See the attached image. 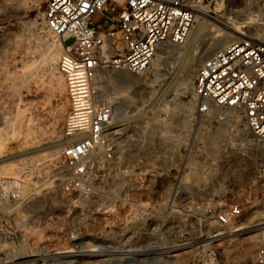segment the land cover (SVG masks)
Returning <instances> with one entry per match:
<instances>
[{
    "label": "built area",
    "instance_id": "1",
    "mask_svg": "<svg viewBox=\"0 0 264 264\" xmlns=\"http://www.w3.org/2000/svg\"><path fill=\"white\" fill-rule=\"evenodd\" d=\"M22 1L44 4V26L61 43L57 69L68 108L56 161L66 173L63 194L91 202L92 220H118L119 249L160 244L174 217L195 223L205 230L194 247L197 262H212L218 243L258 223L252 233L259 245L250 258L264 264V28H257L264 6L251 10L239 37L198 64L186 116L166 138L150 140L128 121L126 108L98 91L97 80L103 72H145L157 47L184 42L201 7L210 12L216 0ZM24 184L20 176L0 177V201H21ZM204 194L211 199L191 208L184 202ZM82 239L79 226L72 228L68 247L96 238ZM44 252L33 247L30 264L45 262L38 260L48 258ZM128 252L144 251L116 254Z\"/></svg>",
    "mask_w": 264,
    "mask_h": 264
},
{
    "label": "rangeland",
    "instance_id": "2",
    "mask_svg": "<svg viewBox=\"0 0 264 264\" xmlns=\"http://www.w3.org/2000/svg\"><path fill=\"white\" fill-rule=\"evenodd\" d=\"M223 2V8L220 0L212 2L210 12L205 7L185 41L180 44L168 42L171 47L165 48L167 52L162 56L156 52L158 55L154 54L145 72L130 74L132 82L117 85L113 82L114 74L101 73L97 80L98 91L108 101L116 93L131 98L132 103L117 107L126 108L128 114L138 111L140 116H153L154 124L166 128V132L162 131L166 138L169 130L172 133L173 127L190 109L187 101L192 96L190 81L196 67L223 46L205 52L209 43L224 30V24L243 27L248 23L249 12L264 6L260 0ZM43 8V3L38 8L22 0H0V160L3 159L0 177L20 176L25 183L21 201L10 204L0 201V263L30 264L29 251L40 246L48 255L46 259L41 254L43 259L40 260H45L43 264H108L105 259L63 263L56 258L59 252L74 247H68V234L77 226L83 239L96 238L85 242L84 247L95 240H105L114 243L111 245L121 252L127 250L124 248H128V243L121 244L123 249L115 246L121 243L117 235L122 226L118 220H92L91 202L84 206L78 196L68 199L61 191L66 173L57 164L56 156L63 145L60 143L65 141L63 127L68 99L63 76L57 69L60 39L45 28L41 16ZM257 28H264L263 23ZM166 94L169 97L165 100ZM145 133L149 138H154L155 134L159 136L157 131ZM111 190V186L104 188L107 193ZM209 199L211 197L204 194L184 202L188 201L187 206L191 208L193 202ZM172 224L166 239L160 244H152L157 250L154 252L163 256L167 255L164 251L168 245L186 243L184 249L175 251L172 264H251L247 255L259 245L255 235H251L253 231L240 232L237 237L215 246L212 262L208 259L197 262L194 247L204 242L205 230L192 222L183 224L177 217ZM126 254L115 253V256ZM137 264L146 263L139 260Z\"/></svg>",
    "mask_w": 264,
    "mask_h": 264
},
{
    "label": "bare ground",
    "instance_id": "3",
    "mask_svg": "<svg viewBox=\"0 0 264 264\" xmlns=\"http://www.w3.org/2000/svg\"><path fill=\"white\" fill-rule=\"evenodd\" d=\"M262 2H264V0H260ZM35 6H37L38 8L40 7V4H36ZM205 10V7H201V13H203L202 10ZM251 13V11L249 12V14ZM42 14V12H41ZM199 14V17H200ZM198 17V18H199ZM249 16H247L248 18ZM244 22V21H243ZM249 22V21H247ZM237 23V22H236ZM238 23H242V22H238ZM246 25H244L243 27H241V25H237L235 27H230V26H226L225 24L223 25V31H221L217 36V38H215L212 42L209 43V45L207 46L205 52H209L211 50H214L215 48H218L219 45H225L229 42H231L232 40H234L235 38L239 37L240 34L242 32H244L243 30H241V28H244ZM192 29V27H191ZM190 29V31H191ZM189 31V33H190ZM188 33V35H189ZM172 44V43H171ZM171 44H169L168 42H166V44H161L157 47V49L155 50L154 54H156V52L159 53L160 56H162L166 51L165 48L167 47H171ZM59 45H61V43H59ZM222 47V46H221ZM219 49V48H218ZM158 55V54H156ZM205 57V56H204ZM153 59V58H152ZM152 62V60H151ZM112 74H114L113 78V82L117 85H122L124 83H130L132 82V78L130 76L131 73H127L124 71H116V72H112ZM186 89V88H185ZM117 94V93H116ZM114 94L112 97H110L112 100L114 105L117 106H121L122 104L126 103V104H130L132 103V99L131 98H127V97H123L122 94ZM169 97V94H166V97L164 98L166 100V98ZM170 101V100H169ZM189 103V108L192 101V96L190 97V99L187 101ZM171 105V104H170ZM141 109V107H140ZM133 112V111H131ZM142 113V112H141ZM136 115V116H134ZM141 114L136 112H133L128 114L127 116L129 118L128 121L131 122L133 120H135V122H137V124H140V127L143 129L144 132L147 131H157L159 136L161 137L162 131L166 132V128L164 127H159L157 124H154L152 122V118L153 116L150 117H143L140 116ZM148 118L150 120H148ZM148 120V121H147ZM161 126V125H160ZM1 130V127H0ZM16 136V135H15ZM219 136V133L216 135V137ZM149 138V137H148ZM163 138V136H162ZM150 140L153 138H149ZM65 141L61 142L60 144H64ZM42 149V148H41ZM3 160V159H2ZM0 160V161H2ZM10 164V163H9ZM8 164V165H9ZM3 166V164H1ZM12 166V164H11ZM1 168V166H0ZM253 223V222H252ZM247 224V226L244 227H240L238 228V231L241 230V228H246L242 230V232L244 231H252L255 230L257 228H259V226H256L258 223L256 224ZM252 226V227H251ZM236 231V232H238ZM236 232H232L231 235L235 234ZM250 235V234H249ZM251 235H255L254 233H251ZM236 236V235H235ZM256 236V235H255ZM248 237V236H247ZM126 242V241H125ZM88 244V243H87ZM186 243H181V244H171L168 245L165 249L164 252L167 253V255H163L161 256L158 252H154L157 251L156 247L153 246L152 244H147V245H138L137 247H130L129 249L125 250V251H131V252H140V251H144L143 253H130L128 252L126 255H124L123 257H116L115 253L118 252L117 250H115L116 247L112 246L110 243L105 242V241H97L95 240L94 242H90V244L86 247H73L72 249H67L64 251L59 252L56 258L63 260V263H67L69 261H74V260H79V261H89L90 259L92 261H100L102 259L108 260V264H137V261L139 260H143L145 261L146 264H172L174 262L173 257L176 256L175 251L177 250H181L184 249L186 247L185 245ZM105 256V257H102ZM251 256V253H249L247 255V257ZM15 258V257H14ZM17 258V257H16ZM43 259V257H39L38 260ZM14 262V260H13ZM22 262V261H21ZM16 264L20 263V262H15ZM88 263V262H87ZM0 264H6L5 262H1Z\"/></svg>",
    "mask_w": 264,
    "mask_h": 264
}]
</instances>
